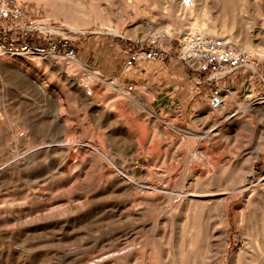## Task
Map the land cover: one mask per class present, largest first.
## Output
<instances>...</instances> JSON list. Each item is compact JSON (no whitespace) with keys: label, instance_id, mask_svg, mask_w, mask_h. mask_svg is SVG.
I'll list each match as a JSON object with an SVG mask.
<instances>
[{"label":"rangeland","instance_id":"1","mask_svg":"<svg viewBox=\"0 0 264 264\" xmlns=\"http://www.w3.org/2000/svg\"><path fill=\"white\" fill-rule=\"evenodd\" d=\"M194 1L193 16L182 18L183 0H0L48 28L27 38L44 51L0 54V264H162L195 205V264H264V195L241 192L264 177V0ZM202 22L215 23V37L227 35L255 67L222 81L233 93L220 109L204 89L189 104V92L185 101L123 83L100 59L122 64L137 40L157 33L176 49ZM64 39L72 42L63 47ZM166 65L189 89L193 73L176 60ZM197 154L220 161L209 167ZM163 183L174 190L173 208L169 198H148ZM189 184L213 191L188 203L177 193Z\"/></svg>","mask_w":264,"mask_h":264},{"label":"built area","instance_id":"2","mask_svg":"<svg viewBox=\"0 0 264 264\" xmlns=\"http://www.w3.org/2000/svg\"><path fill=\"white\" fill-rule=\"evenodd\" d=\"M183 2L187 7L195 5L194 0H183ZM23 17L21 8L0 7V54L45 50L34 45L27 38L30 33H46L48 28L32 18L24 20ZM70 41L64 39L61 45L67 47ZM57 43L54 42L53 52L59 45ZM135 45V49L129 53V59L126 62L129 69L147 62L164 66L176 60L188 73H193L192 79L197 85H206L207 102H210L215 109L225 105L226 97L233 93L232 87L228 84L223 85L222 81L226 80L227 83L233 79L234 73L252 62V56L249 53L239 50L223 38L199 32L190 33L181 39L176 49L172 41H169L162 33L137 40ZM69 54L75 56V51L72 49Z\"/></svg>","mask_w":264,"mask_h":264},{"label":"bare ground","instance_id":"3","mask_svg":"<svg viewBox=\"0 0 264 264\" xmlns=\"http://www.w3.org/2000/svg\"><path fill=\"white\" fill-rule=\"evenodd\" d=\"M195 2V1H194ZM196 4L192 7H187L184 5V2L182 4V6L179 8V16H181L182 18H189L192 17L193 15V11L195 8ZM205 6V5H204ZM207 17V15H206ZM209 18V17H207ZM223 25V29H224V24ZM216 24L215 23H211L208 24L207 22H202L199 25H196V29L197 32L202 33V34H206L208 32L209 35L212 34V37H215V33H217L216 28H215ZM207 30V31H205ZM211 33V34H210ZM189 32H187L186 35H188ZM224 40H226L227 42L230 43V39L228 38L227 35L222 36ZM232 45V44H231ZM236 48H238L239 50L242 49L239 46H237L235 44ZM248 47V46H247ZM242 51V50H241ZM261 52H264L263 50H260ZM250 68L254 67L253 64L249 65ZM70 86L72 87V89L74 91H76V93L79 95V101H81L82 104H84L85 106H87L89 108L90 111H92V113L96 110L91 109L92 105H91V96L88 95V91L84 93L83 89L81 88V86L74 80H69ZM89 88L91 89L90 85L88 84ZM85 90V89H84ZM92 90V89H91ZM227 98V97H226ZM224 106V105H223ZM222 106V107H223ZM221 108V107H220ZM218 108V109H220ZM242 113H245V110H242ZM72 144H76L75 141L70 140L69 142H67L66 146H71ZM87 147L92 148V146L85 144ZM100 152L104 155H107V153L103 150H100ZM68 156L69 158L72 160V162L74 161V159H76V154L71 151V149H68ZM197 160L202 159L204 162H207V165H213L214 168H216V166L219 163V158L217 156H214L213 154L211 156H205L202 154H197L196 155ZM257 158V157H255ZM195 159V158H194ZM198 160V161H199ZM210 167V166H209ZM199 169H201L199 167ZM198 170V169H197ZM264 173V172H263ZM58 174H60V172L58 171ZM64 174V173H63ZM245 175L244 173H242V176ZM65 182H63L62 180L59 181L58 185L64 184ZM228 187H232L235 188V186L233 184L228 185ZM238 190V189H236ZM209 192L213 191L211 189L207 190ZM201 189H198V186H194L193 184H189L188 186H186L184 189H182V191H179L177 194H179L180 196L183 197V199L185 201H187L189 203V201L192 198H195L197 196H200L199 193L200 192H207ZM219 192H221L222 190H218ZM235 191V189H234ZM242 193L245 194H249L251 193L250 196L253 195H258V194H262L264 195V177H262L261 179L258 180L257 185L256 184H251L248 186H244L241 190ZM173 193L174 190L171 189L169 187L168 183H163L161 186H153L150 187V196H148V198H150L151 200L154 199L153 197L157 196V195H161V197H163L164 199H168L170 200V205L171 208L176 206L177 201L173 200ZM232 197V195L230 196ZM251 201V205H254L255 202L257 200H255L253 198H250ZM191 202V201H190ZM24 202L21 203V205ZM219 203L228 209V198L222 199L221 201H219ZM190 205V204H189ZM194 206V203L192 204ZM251 205L247 206V209H249V212H251ZM20 206V205H19ZM168 208V207H167ZM200 207H198L197 205H195V211L193 213H186L185 215V221L184 224L182 225L181 228V232H180V236H181V242L175 246V251H173L172 255H170V253L168 255H166L165 253H163L162 251V255H161V262L162 264H195L196 262H200L201 259V254H198L196 252L197 249V238L199 236V230L201 229L202 226V217L199 214V209ZM73 211H80V209L78 208H74ZM201 232V231H200ZM201 234V233H200ZM201 236V235H200Z\"/></svg>","mask_w":264,"mask_h":264},{"label":"crops","instance_id":"4","mask_svg":"<svg viewBox=\"0 0 264 264\" xmlns=\"http://www.w3.org/2000/svg\"><path fill=\"white\" fill-rule=\"evenodd\" d=\"M108 57H101V60H104V66L108 69V73L115 75L120 81L126 84H135V85H145L148 88H154L155 90L162 91L160 95L165 96V94H171L169 90H172L176 97H184L186 93L189 92V104H192L194 97L197 94V90H207L206 85H197L196 82L190 78L189 79V89H185L184 85L178 80V73L171 66H163L159 64H153L150 62L139 64L135 68L129 69L126 66V62L129 59V54H127L122 64L116 62V58L112 60ZM102 62V61H101ZM120 65V67L116 65ZM101 65V64H100ZM111 66V67H110ZM234 81V80H233ZM196 88V89H195ZM169 89V90H168ZM195 93V94H194Z\"/></svg>","mask_w":264,"mask_h":264}]
</instances>
